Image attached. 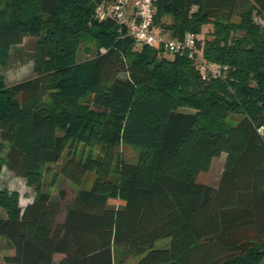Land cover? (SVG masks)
Returning a JSON list of instances; mask_svg holds the SVG:
<instances>
[{
  "label": "trees",
  "instance_id": "1",
  "mask_svg": "<svg viewBox=\"0 0 264 264\" xmlns=\"http://www.w3.org/2000/svg\"><path fill=\"white\" fill-rule=\"evenodd\" d=\"M103 1L0 8V53L22 45L32 73L9 85L0 77V172L36 191L23 209L17 192L0 191V238L13 250L2 264H262L264 0H157L154 29L164 39L193 33L192 56L96 20ZM88 39L97 52L78 62ZM198 58L229 71L202 80ZM78 144L98 153L79 158ZM120 145L141 149L136 164ZM67 149L64 179L95 174L69 202L40 182ZM222 153L218 185L199 183Z\"/></svg>",
  "mask_w": 264,
  "mask_h": 264
},
{
  "label": "rangeland",
  "instance_id": "2",
  "mask_svg": "<svg viewBox=\"0 0 264 264\" xmlns=\"http://www.w3.org/2000/svg\"><path fill=\"white\" fill-rule=\"evenodd\" d=\"M7 0H0V8L6 6ZM235 20H237L235 18ZM209 28V26L206 27ZM167 38V37H166ZM34 39L31 37L26 39V44L32 43ZM103 52L104 50H100ZM97 52V44L94 40H85L80 45L77 54V61L81 62L84 60L91 59L95 56ZM30 60L27 53L24 50L19 53V50H12L10 55L5 53H0V77L4 80L5 84L14 83L26 79L31 73ZM185 110V109H182ZM76 155L81 158H85L87 155L92 153L94 156L98 153V148L90 149L84 147L82 144H78L76 147ZM68 149L65 150L61 160L56 164L46 165L41 170V190L51 194L52 196H57L60 190H64L66 197L64 201L69 202L75 194L80 190H88L92 184V180L95 177L94 173H89L80 185H74L67 181L61 176V168L63 163L66 161L68 156ZM117 153L121 155L124 162L127 164H136L141 153L139 147H134L130 145H120L117 148ZM1 156L4 155L0 153ZM225 154L222 153L219 157L213 159L212 166L207 173L199 175V183H211L215 184L219 182L223 165L225 163ZM111 180L116 179V175L112 174L110 176ZM0 191H5L7 193L17 192L19 195V205L23 209L27 204L31 203L35 197L36 191L30 185H28L25 178L18 176L7 169L6 166H2L0 172ZM0 212L2 210L0 209ZM168 244L167 239L159 240L156 244V248L165 247ZM13 254V250L8 247L5 239L0 238V264L3 263L4 257ZM139 258H130L129 264H134ZM264 264V262H262Z\"/></svg>",
  "mask_w": 264,
  "mask_h": 264
},
{
  "label": "built area",
  "instance_id": "3",
  "mask_svg": "<svg viewBox=\"0 0 264 264\" xmlns=\"http://www.w3.org/2000/svg\"><path fill=\"white\" fill-rule=\"evenodd\" d=\"M157 0H104L94 12L98 21L113 20L120 31L136 43L154 46L163 45L169 53L190 52L196 47V38L193 33L187 32L181 39H164L153 27ZM197 60V70L202 80L226 76L229 67L211 62Z\"/></svg>",
  "mask_w": 264,
  "mask_h": 264
},
{
  "label": "crops",
  "instance_id": "4",
  "mask_svg": "<svg viewBox=\"0 0 264 264\" xmlns=\"http://www.w3.org/2000/svg\"><path fill=\"white\" fill-rule=\"evenodd\" d=\"M17 48V50H19V53L21 52V50L23 51L24 49L22 48V45H19V46H17L16 47ZM24 53H29L28 51H25L24 50ZM29 66H30V68H31V62H30V64H29ZM7 84V83H6ZM11 84V83H10ZM8 85V84H7ZM212 163H213V161H212ZM211 166H212V164H211ZM205 184H207V185H210V186H212V187H216L217 185H218V181L215 183V184H211V183H206L205 182Z\"/></svg>",
  "mask_w": 264,
  "mask_h": 264
}]
</instances>
